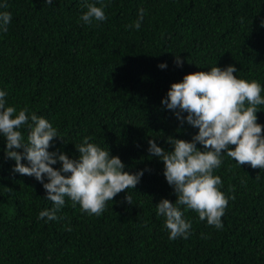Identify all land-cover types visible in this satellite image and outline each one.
Here are the masks:
<instances>
[{"label": "trees", "instance_id": "trees-1", "mask_svg": "<svg viewBox=\"0 0 264 264\" xmlns=\"http://www.w3.org/2000/svg\"><path fill=\"white\" fill-rule=\"evenodd\" d=\"M86 2L106 5V20L85 24V0H0L7 4L0 12L12 17L8 31H0V90L14 115L26 107L57 129L62 139L49 151L77 158L75 145L87 136L118 156L125 171L144 174L99 216L65 197L59 219H41L53 204L35 177L12 170L0 136V264H264V169L223 154L213 171L228 199L222 229L180 206L191 234L170 240L155 205L177 197L162 160L148 152L150 139L172 151L168 137L191 141L198 133L161 103L184 75L233 65L237 78L264 89V0ZM141 9L139 30L127 27ZM257 107L264 125V105ZM18 130L26 141L27 126Z\"/></svg>", "mask_w": 264, "mask_h": 264}, {"label": "clouds", "instance_id": "clouds-1", "mask_svg": "<svg viewBox=\"0 0 264 264\" xmlns=\"http://www.w3.org/2000/svg\"><path fill=\"white\" fill-rule=\"evenodd\" d=\"M45 3L51 5L52 0ZM6 7V3L0 4V8ZM84 7L87 11L80 19L85 24L106 20L103 10L106 5L97 7L85 0ZM143 15L141 9L139 19L127 27L139 30ZM11 19L10 12H0V31H8ZM175 63L182 65L179 55ZM159 67L163 69L167 65L162 63ZM237 72L235 66L229 65L188 73L181 82L171 84L166 98L161 101L174 112L181 125L186 121L198 129L191 141L168 137L166 142L173 146L172 151L158 146L154 139L148 141V152L162 160L163 175L177 197L175 203L162 198L155 205L156 214L165 217L164 227L169 231L170 240L187 239L191 234V222L183 218L180 206L196 211L201 221L222 229L221 218L228 199L218 188L221 178L213 175V171L221 166L223 154L239 165L264 169V125L257 123L256 115L257 106L264 105L261 96L264 89L255 80L237 78L234 75ZM6 95L0 90V136L6 140L7 158L15 161L12 170L35 177L46 190V200L53 204L50 210L41 211L39 218L59 219L56 213L65 205V197L70 198L73 207L79 204L82 212L99 216L108 201L113 202L118 193L129 188L135 189L140 182L143 170L135 174L125 171L121 159L111 155L108 148L104 150L90 143L91 137L86 136L82 143L75 145L77 158L49 151L52 142L61 138L57 129L42 116L35 113L29 116L26 107L14 115L17 109L6 107ZM25 125L26 141L18 130ZM197 143L204 150L197 148ZM19 149L22 151H17ZM22 160H26L27 165ZM57 162L62 165L60 169L52 167ZM45 177L48 182H44ZM125 200L132 204L128 194Z\"/></svg>", "mask_w": 264, "mask_h": 264}]
</instances>
